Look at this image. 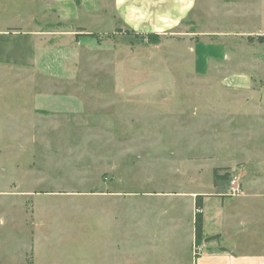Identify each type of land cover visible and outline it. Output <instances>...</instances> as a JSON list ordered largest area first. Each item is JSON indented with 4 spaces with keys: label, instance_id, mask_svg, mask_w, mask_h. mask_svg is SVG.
<instances>
[{
    "label": "rangeland",
    "instance_id": "rangeland-1",
    "mask_svg": "<svg viewBox=\"0 0 264 264\" xmlns=\"http://www.w3.org/2000/svg\"><path fill=\"white\" fill-rule=\"evenodd\" d=\"M35 6L30 0H1L0 29L31 13L42 16L44 9ZM230 13L244 23L225 28L226 52L240 55L230 65H244L252 72L245 76L264 85V41L258 39L264 35V0H243ZM208 27L195 23L182 28L203 32ZM167 37L153 41L179 48ZM0 40L5 52L13 47L20 51L0 57V264H198L195 195L222 185L216 187L212 173L220 158L210 160L197 151L220 152L222 135L199 138L178 132L173 109H165L171 115L164 119L156 106L139 108L132 120L117 123L122 132L115 139L106 118L75 123V130L65 117L34 108L36 88L47 79L30 62L32 36L4 35ZM194 47L195 53L163 55L184 87L182 96L203 103L213 92L208 85L223 75L195 73L204 72L205 55L213 47L207 50L202 42ZM215 92L219 96L221 91ZM197 107L203 114L204 106ZM216 113L221 114L220 107ZM189 123L197 131L208 127L200 120ZM178 141L185 143L182 152ZM193 146L197 151L190 153ZM196 157L203 162L195 171ZM211 197L208 205L214 209ZM228 198L232 206L239 203L236 196ZM222 228L224 242L238 238Z\"/></svg>",
    "mask_w": 264,
    "mask_h": 264
},
{
    "label": "crops",
    "instance_id": "crops-1",
    "mask_svg": "<svg viewBox=\"0 0 264 264\" xmlns=\"http://www.w3.org/2000/svg\"><path fill=\"white\" fill-rule=\"evenodd\" d=\"M30 2L44 9L42 16L31 13L25 21L18 18L5 30L0 29V38L23 33L33 38L28 51L30 62L36 72L47 79L36 88L34 108L65 117L69 125L74 124L72 127L84 120L106 118L111 121L109 133L115 139L122 132L117 123L122 125L132 120V114L139 108L160 107L165 119L171 115L165 114V109L170 107L178 118V132L192 133L199 138L221 134L220 152L211 148L197 151L193 146L190 153L203 151L212 156L210 160L220 158L212 167L216 187L222 185L221 189L228 190V179L214 177L215 168L225 167L226 171L240 177L243 192L236 196L239 201L236 206L230 204L227 191L223 195L221 189L200 193L204 195V228L203 240L197 242L195 237L196 245L202 247L196 256L200 259L198 264H264V85L245 76L252 72L244 65H230L238 61L240 55L225 49L228 47L225 28L240 24L232 19L234 15L230 11L243 0ZM195 23L209 27L203 32L182 28ZM10 26L13 30L7 32ZM152 34L167 35V40L177 41L179 48L159 45L149 39ZM133 35L142 36L143 40L138 42ZM1 40L0 57L2 53H20L14 47L11 52H5ZM201 42L207 50L212 47L213 50L205 55L204 72L199 73L197 69L195 73L219 72L223 76L221 81L208 85L213 92L203 103H197L182 96L180 91L184 87L163 53H195L194 44ZM221 47L225 50L223 53ZM217 90L221 91L219 96ZM256 94L257 97L253 96ZM197 105L204 106L203 114ZM218 107L221 114L216 113ZM187 112L193 116L185 115ZM190 120L203 121L208 127L197 131ZM232 138H235L233 142H225ZM180 142L176 143L178 152L185 147V143ZM201 160L196 157L192 161L195 171L202 164ZM211 196L217 203L214 209L208 205ZM224 226L238 238L224 242Z\"/></svg>",
    "mask_w": 264,
    "mask_h": 264
},
{
    "label": "trees",
    "instance_id": "trees-1",
    "mask_svg": "<svg viewBox=\"0 0 264 264\" xmlns=\"http://www.w3.org/2000/svg\"><path fill=\"white\" fill-rule=\"evenodd\" d=\"M157 35H150L149 39L153 41V37ZM259 41H264V35H261L258 37ZM227 168H215L214 169V177L215 179L222 178V179H229L230 174L229 171L223 173L222 175L220 174L221 170H225ZM203 197L204 195L198 194L196 198V218H195V237L197 242H201L203 240Z\"/></svg>",
    "mask_w": 264,
    "mask_h": 264
},
{
    "label": "built area",
    "instance_id": "built-area-1",
    "mask_svg": "<svg viewBox=\"0 0 264 264\" xmlns=\"http://www.w3.org/2000/svg\"><path fill=\"white\" fill-rule=\"evenodd\" d=\"M229 186L227 194L230 196H239L243 192V185L240 177L237 174H232L229 177ZM196 251H201L202 247L200 245H195Z\"/></svg>",
    "mask_w": 264,
    "mask_h": 264
}]
</instances>
